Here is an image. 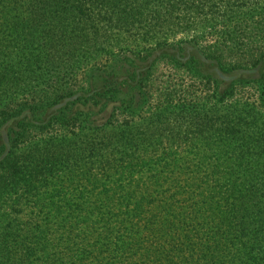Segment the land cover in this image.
I'll return each mask as SVG.
<instances>
[{
    "label": "rangeland",
    "instance_id": "374dc122",
    "mask_svg": "<svg viewBox=\"0 0 264 264\" xmlns=\"http://www.w3.org/2000/svg\"><path fill=\"white\" fill-rule=\"evenodd\" d=\"M30 1L5 0L10 14L20 18L31 8ZM194 33L184 31L168 43L197 44L225 68H252L264 58L262 27H218L208 34L198 32L200 39L190 41ZM99 39L0 41L6 62L13 65L4 71L39 76L42 69L39 62L33 64L31 52L37 45H66L51 49V65L63 55L72 60L74 48L85 47L84 42L87 48L105 45V52L87 55L80 65L102 68L112 58L108 52L156 43L128 35L100 34ZM153 69L139 117L116 115L121 132L91 137L71 132L52 140L45 145L48 163L55 155L64 162L48 171L49 164L39 161L43 169L37 164V177L24 170L27 176L15 186L9 184L14 169L25 164L30 150L20 151L22 156L8 165V178L0 177V185H6V195L0 193V227L11 223V232L0 263L264 264L262 90L255 83H236L223 99L224 84L217 90L208 77L178 63L160 58ZM243 73L218 78L230 84ZM72 84L84 85V77ZM20 98L14 97L13 104L23 102ZM118 139L134 143L128 147ZM36 230L40 237H35Z\"/></svg>",
    "mask_w": 264,
    "mask_h": 264
},
{
    "label": "trees",
    "instance_id": "16d2710c",
    "mask_svg": "<svg viewBox=\"0 0 264 264\" xmlns=\"http://www.w3.org/2000/svg\"><path fill=\"white\" fill-rule=\"evenodd\" d=\"M30 3L31 8L20 18L12 16L5 0H0V41H100L101 34L107 37L128 35L156 43L149 48L108 52L112 58L102 68L95 65L81 68L80 65L86 62L87 55L105 52L108 48L105 45L93 44L87 48L84 42L85 47L79 44L74 48L72 60L63 55L55 65L50 64L51 49L66 45H37L31 52L35 57L33 64L39 62L41 74L25 77L4 71L13 65L6 62L9 58L5 46L0 45V177L8 178V165L12 166L16 158L22 156L20 151L30 150L25 164L14 169L9 182L12 186L27 176L24 170L31 169L37 177L39 161L44 164L50 160L45 145L52 140L64 139L71 132L89 137L115 129L121 132L116 125V115L133 120L139 117L147 104L148 77L160 58L208 77L217 90L224 84L220 95L223 99L234 84L255 83L262 90L264 102V58L257 60L252 68H225L215 54L201 53L197 44L168 43L177 40V34L184 31L196 32L190 41H198V32L208 34L218 27L264 28V0H31ZM227 31L230 33L231 29ZM26 46L35 47L31 43ZM38 47L41 48L39 54H35ZM186 56L188 59L182 61ZM237 71L245 73L230 84L218 78L223 74L233 76ZM79 75L84 77L85 84L73 88L72 83ZM19 95L22 98L18 101L23 102L13 104L14 97ZM49 135L56 138L47 141ZM118 140L128 147L134 143ZM42 150L44 154L39 158ZM51 160L53 162L46 166L48 171L64 162L56 155ZM5 187L0 185L4 196ZM10 227L11 223L0 227V255L6 248L9 250L6 243ZM38 234L36 230L35 237H40Z\"/></svg>",
    "mask_w": 264,
    "mask_h": 264
}]
</instances>
